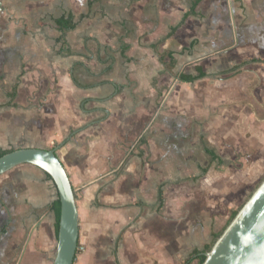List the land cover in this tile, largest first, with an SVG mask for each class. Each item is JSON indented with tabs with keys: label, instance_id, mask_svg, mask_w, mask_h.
I'll use <instances>...</instances> for the list:
<instances>
[{
	"label": "crops",
	"instance_id": "1",
	"mask_svg": "<svg viewBox=\"0 0 264 264\" xmlns=\"http://www.w3.org/2000/svg\"><path fill=\"white\" fill-rule=\"evenodd\" d=\"M71 19L74 28H58ZM157 51L173 53L177 75L206 76L180 80ZM188 86L214 110L222 95L249 110L264 140V0H0V149L56 150L76 193L83 251L74 264H197L221 234L220 203L204 190L223 154L202 136L207 165L172 181L171 167L148 165L145 149L126 144L151 122L158 94ZM222 121L214 131L231 142ZM172 183L203 197L190 194L184 213ZM56 199L54 181L33 164L0 176V264L53 263Z\"/></svg>",
	"mask_w": 264,
	"mask_h": 264
},
{
	"label": "rangeland",
	"instance_id": "2",
	"mask_svg": "<svg viewBox=\"0 0 264 264\" xmlns=\"http://www.w3.org/2000/svg\"><path fill=\"white\" fill-rule=\"evenodd\" d=\"M184 66L186 67L187 63ZM171 97L173 102L166 109ZM212 98L210 96L211 104ZM203 99L204 95H198L193 86H188V88L172 95L168 94L167 100L164 94H158L157 109L150 120L151 122L137 133H133L131 139H127L126 144L127 148L131 150L139 151L141 147L145 149L149 153V156L146 157L148 165L161 166L162 169L164 164L168 168L171 167L172 181H175L189 176L197 164L207 165L209 156L204 152L201 141V137L204 136L208 145L223 154L225 160L224 163L214 164L211 168L210 174L205 180L206 184L209 181L211 184L208 186V190H204V195L211 192L213 194L210 199L220 203L219 214L215 217L218 216L224 223L221 229L222 233L232 220L233 214L238 211L264 179V140H258L259 132L262 131V127L259 126L261 121H248L246 114L249 113V110H234L233 104L226 102L223 95L215 110ZM254 112L255 118L262 114V111ZM225 118L228 119V123L232 124L231 127L235 131V140L231 139V142L218 133V130L214 131L213 123L216 124L218 119L221 122H226L222 121ZM251 123H253L252 128ZM245 129H247L246 135L243 134ZM144 139L146 143L142 144ZM225 150L227 152L224 154ZM158 153L160 156L156 159L157 161H154ZM226 153H229L230 156ZM250 179L253 181L252 185L245 187L246 182ZM185 183L177 185L172 183L173 187L168 191V195L173 196V201L178 199L180 205H183L184 213L187 211L186 206L190 194L193 195L192 198L195 201L201 200L203 197L200 189L186 188L183 186ZM194 192L197 194L195 195ZM224 199L231 202L236 200V204H225ZM215 217L214 221L217 219ZM214 238L215 235L211 238L209 245L213 243ZM82 251L83 246L78 247V253Z\"/></svg>",
	"mask_w": 264,
	"mask_h": 264
},
{
	"label": "water",
	"instance_id": "3",
	"mask_svg": "<svg viewBox=\"0 0 264 264\" xmlns=\"http://www.w3.org/2000/svg\"><path fill=\"white\" fill-rule=\"evenodd\" d=\"M22 164L41 168L54 181L61 213L52 264H74L79 247L75 189L55 149L22 147L0 157V176ZM202 264H264V179L238 209Z\"/></svg>",
	"mask_w": 264,
	"mask_h": 264
},
{
	"label": "trees",
	"instance_id": "4",
	"mask_svg": "<svg viewBox=\"0 0 264 264\" xmlns=\"http://www.w3.org/2000/svg\"><path fill=\"white\" fill-rule=\"evenodd\" d=\"M93 1H96V0H93ZM195 4L194 6L191 8L190 11H188V13H186L182 19V21L176 26V27H173L172 29V34L175 32V30L184 23V21L186 20V18L192 14H195V11H194V8H195ZM58 25V28L60 30H69V29H72L75 27V24L72 22V19L71 21H68V20H61L57 23ZM156 49H157V46H156ZM158 53V56H159V59L160 61L165 65L166 69L168 71H170L172 74H175L176 76H178L180 78V80L182 81H187V82H194L200 78H203L206 76V73H204L203 71H200V73L196 76H192V75H186V74H180V75H177V73L174 71L175 67H176V61L173 57V53L171 51H167V52H159L157 51ZM166 58H169L171 61L167 62L166 61ZM233 70V69H232ZM231 70L229 71H226V73H229ZM14 149H7V150H3V149H0V157L3 156L4 154L6 153H9L11 151H13ZM206 152L208 154H210L212 160H215V159H218V156L215 154V152L213 151V149L209 148V147H206ZM159 201H160V205L163 204V201H164V198H163V192L162 190L159 191ZM52 208L54 209L55 213H56V233H57V236H58V231H59V222H60V213H61V206H60V200L59 198L56 199L53 203H52ZM238 211H236L232 218L237 214ZM231 218V219H232ZM220 236V234L218 235H215V238H214V241L212 244H208L205 246L204 250H203V253L199 255L198 257V263L197 264H202L205 260V255H204V252H207L211 249V247L213 246V244L215 243V241L217 240V238ZM77 253H78V250H77Z\"/></svg>",
	"mask_w": 264,
	"mask_h": 264
}]
</instances>
